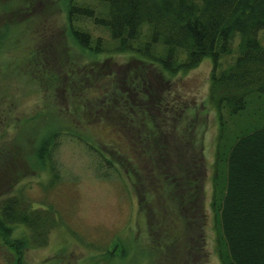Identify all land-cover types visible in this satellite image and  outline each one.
<instances>
[{
  "label": "rangeland",
  "instance_id": "obj_1",
  "mask_svg": "<svg viewBox=\"0 0 264 264\" xmlns=\"http://www.w3.org/2000/svg\"><path fill=\"white\" fill-rule=\"evenodd\" d=\"M56 1L53 10L56 3L52 0H0V212L12 200L16 208L26 207L36 222L33 226L10 223L8 241L0 237V264H176L151 250L147 206L151 199L142 184L150 161L139 158V149L110 124L90 120L93 113L83 107L84 98L94 100L102 95L100 82L104 85L114 74L142 65L147 69L146 80L162 97L154 112L166 114H161L165 123L170 118L164 125L165 146L176 147L172 139L187 131L203 150V194L195 209L204 214L203 251H197L200 245H196L180 264L189 257L190 264H221L211 209L215 151L218 142L233 140L232 133L236 136L244 122L243 115L229 118L225 110L220 118L211 103L212 59L204 57L193 68L173 76L164 72L166 78L159 80L158 66L139 55L92 53L77 45L66 29L68 0ZM24 2L32 6L28 3L23 9ZM42 20H47L45 31L50 37L38 44L41 54L32 60L36 44L31 36ZM88 27L95 36H107L105 29L91 22ZM63 35L66 44L60 41ZM257 37L264 47V29ZM239 40L236 34L231 51L220 56L218 69L233 62ZM73 63L88 69L87 82L81 81L84 88L69 83L76 72ZM103 70L108 73L99 78ZM59 71H64L60 78L56 77ZM91 105L93 111L103 109L101 103ZM76 106L84 110L78 113ZM255 107L249 105L244 113ZM254 120L261 123L264 119L255 116ZM53 132L58 133L46 154L44 139ZM172 155H167L164 164L172 179L176 175L182 179L184 173L178 169L176 174L174 166L179 155ZM160 181L168 184L171 179ZM158 195L152 199L160 209ZM191 240L189 244L195 245L194 231Z\"/></svg>",
  "mask_w": 264,
  "mask_h": 264
},
{
  "label": "trees",
  "instance_id": "obj_2",
  "mask_svg": "<svg viewBox=\"0 0 264 264\" xmlns=\"http://www.w3.org/2000/svg\"><path fill=\"white\" fill-rule=\"evenodd\" d=\"M52 1L56 3L55 10L57 1ZM28 3H22L21 8L27 4L30 8L32 3ZM66 11V29L77 45L92 53L139 55L158 66L155 74L159 80L166 78L164 72L173 76L193 68L204 57L212 59L211 103L220 118L225 110L229 118L243 115L244 122L236 136L232 133L233 140L216 145L211 199L216 248L221 264H264V120H254L255 116L264 119V47L257 37L258 31L264 29V0H68ZM46 21H40L32 33L31 40L36 44L32 60L41 54L38 44L50 37L45 31ZM88 22L105 29L107 36H95ZM236 34L240 36L236 57L218 69L220 56L231 51ZM63 37L60 41L66 44V35ZM71 66L76 72L69 83L84 88L81 81L87 82L88 69L78 68L77 63ZM104 72L108 73L99 71V78ZM146 74L145 65L126 69L120 75L111 74L110 81H104V85L100 82L102 95L94 100L84 98L83 107L93 113L90 120L110 124L139 149V158L150 161L142 184L151 199L147 204L151 250L160 259L166 256L169 262L180 264L179 260L190 256L202 240L204 214L195 209L203 194V150L199 140L187 131L172 139L176 147L165 146L164 125L170 123V118L165 123L163 113L160 111L158 116L154 112L162 97L160 90L146 80ZM60 75L64 71L56 77ZM94 101L102 104L101 111H93ZM251 104L256 110L244 113ZM76 107L78 113L84 110ZM221 125L223 128V121ZM56 133L44 139L46 154H50ZM168 154L179 155L174 166L176 174L179 169L184 178H171L165 165ZM161 178L171 179L172 183L161 184ZM155 193L159 194L156 200L160 209L152 199ZM168 199L171 203H165ZM15 204L12 200L5 202L0 212V237L5 241L11 235V222L36 224L26 207L16 208ZM192 231L197 236L195 245L189 244L193 242ZM13 245L19 247L17 243ZM197 251H203L201 245ZM187 261L190 257L184 259V264H190Z\"/></svg>",
  "mask_w": 264,
  "mask_h": 264
}]
</instances>
